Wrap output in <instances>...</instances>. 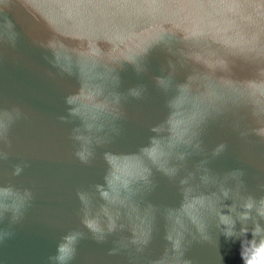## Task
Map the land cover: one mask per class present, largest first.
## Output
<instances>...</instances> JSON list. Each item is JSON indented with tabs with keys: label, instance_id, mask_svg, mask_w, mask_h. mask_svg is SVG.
<instances>
[{
	"label": "water",
	"instance_id": "1",
	"mask_svg": "<svg viewBox=\"0 0 264 264\" xmlns=\"http://www.w3.org/2000/svg\"><path fill=\"white\" fill-rule=\"evenodd\" d=\"M0 264H264V0H0Z\"/></svg>",
	"mask_w": 264,
	"mask_h": 264
}]
</instances>
